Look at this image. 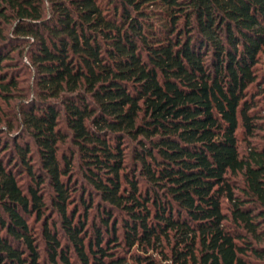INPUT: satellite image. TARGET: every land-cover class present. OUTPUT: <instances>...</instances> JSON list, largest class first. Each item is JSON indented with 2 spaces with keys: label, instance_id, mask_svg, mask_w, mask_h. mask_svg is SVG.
<instances>
[{
  "label": "trees",
  "instance_id": "trees-1",
  "mask_svg": "<svg viewBox=\"0 0 264 264\" xmlns=\"http://www.w3.org/2000/svg\"><path fill=\"white\" fill-rule=\"evenodd\" d=\"M263 56L264 0H0V264H264Z\"/></svg>",
  "mask_w": 264,
  "mask_h": 264
},
{
  "label": "rangeland",
  "instance_id": "rangeland-1",
  "mask_svg": "<svg viewBox=\"0 0 264 264\" xmlns=\"http://www.w3.org/2000/svg\"><path fill=\"white\" fill-rule=\"evenodd\" d=\"M261 66H262L261 70L264 71V56L262 57V65ZM260 106H261V108L263 110V114H264V99H261ZM248 142H251L252 144H261L262 139L255 137L253 139H250V141H248L244 138L242 131L239 130V150L241 152L242 157H245L247 154V151L249 148Z\"/></svg>",
  "mask_w": 264,
  "mask_h": 264
}]
</instances>
